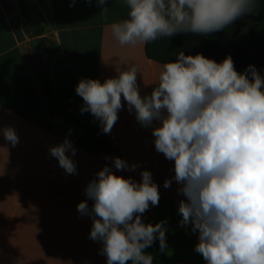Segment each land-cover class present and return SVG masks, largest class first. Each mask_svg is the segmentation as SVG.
I'll list each match as a JSON object with an SVG mask.
<instances>
[{
	"label": "clouds",
	"instance_id": "clouds-1",
	"mask_svg": "<svg viewBox=\"0 0 264 264\" xmlns=\"http://www.w3.org/2000/svg\"><path fill=\"white\" fill-rule=\"evenodd\" d=\"M91 4L92 0H85ZM105 13L108 0H96ZM127 18L110 25L120 45L150 43L162 37L191 33L208 36L246 16L257 14L259 0H124ZM75 4L71 0L70 6ZM174 61L162 65L158 83L141 95L134 64L116 66V75L82 78L75 91L105 134L123 108L135 110L136 120L152 127L155 150L174 161L181 227L198 232L195 251L206 264H264V77L249 65L237 72L230 55L223 61L197 53H171ZM13 147L19 137L11 126L2 129ZM60 167L76 174V149L67 138L49 149ZM70 153V155H69ZM116 170L135 171L119 157ZM141 181L115 174L108 165L85 189L94 203L81 201L77 210L93 219L89 238L100 241L107 264H153L145 249L159 240L166 248V224L141 219L158 206V185L148 170ZM166 179L164 187L170 188Z\"/></svg>",
	"mask_w": 264,
	"mask_h": 264
},
{
	"label": "crops",
	"instance_id": "crops-1",
	"mask_svg": "<svg viewBox=\"0 0 264 264\" xmlns=\"http://www.w3.org/2000/svg\"><path fill=\"white\" fill-rule=\"evenodd\" d=\"M32 2L36 9L31 21L39 19L40 31L35 32L21 17L22 42L15 38L0 2V264H107L106 256L100 254L101 242L89 238L92 217L77 210L81 201L92 207L85 189L105 165L136 182L141 181L140 172L148 170L158 185V206L141 216L145 224L167 221L165 250L160 251L159 240L145 249L153 256V264H206L195 251L198 232L180 225L179 202L186 197L173 179L174 161L155 150L152 127L158 122L143 127L122 97L124 106L112 128L118 138L114 157L138 165L130 171L116 170L105 150L61 115L47 116L36 72L35 61L41 59L34 57L30 45L34 37H46L56 45L50 50L44 40L48 49L42 59L53 53L48 69L57 98L84 123L95 121L91 126L100 134L99 121L90 112L80 111L84 101L75 88L82 78L103 82L116 75V66L134 64L142 96L158 83L163 64L146 56L145 44L120 45L111 34L110 25L127 18L124 0H108L106 13L96 0L91 4L75 0L73 6L71 0ZM7 126L19 137L14 147L3 138L2 129ZM65 138L76 149L72 157L76 174L66 173L49 152ZM166 179L172 180L170 188L164 187Z\"/></svg>",
	"mask_w": 264,
	"mask_h": 264
},
{
	"label": "trees",
	"instance_id": "trees-1",
	"mask_svg": "<svg viewBox=\"0 0 264 264\" xmlns=\"http://www.w3.org/2000/svg\"><path fill=\"white\" fill-rule=\"evenodd\" d=\"M11 29L17 41L22 42L25 36L22 30L21 17L29 20L33 15L36 5L32 0H0ZM41 16H38V18ZM39 20V19H38ZM228 27L224 31L209 34L208 36L194 35L191 33L178 34L173 37H162L154 42L145 44V54L151 60L164 64L174 61L175 55L183 51L185 55L200 53L205 57H214L216 62H221L230 55L237 72H244L249 65L255 66L256 70L264 77V0H259L257 14L249 15L245 26V32L239 41L229 38ZM240 27L232 33L237 35ZM40 34V33H36ZM50 50L56 45L48 38H43ZM36 72L41 85L42 97L47 108V116L61 115L64 120L83 130L105 151H109V145L104 137L91 125L84 123L69 111L55 95L50 78L49 69L43 68L44 59L36 60Z\"/></svg>",
	"mask_w": 264,
	"mask_h": 264
},
{
	"label": "rangeland",
	"instance_id": "rangeland-1",
	"mask_svg": "<svg viewBox=\"0 0 264 264\" xmlns=\"http://www.w3.org/2000/svg\"><path fill=\"white\" fill-rule=\"evenodd\" d=\"M248 20H249V16H246V17H244L243 19H241V20H237L236 22H234V24H232V25H230L229 27H228V33H229V38L231 39V40H234V41H239L240 40V38H241V36L243 35V33L245 32V26H246V23L248 22ZM29 21V24H30V27L32 28V29H34L35 28V30H37L38 29V27H37V25H36V23H38V19H34L33 17H32V21H31V18L28 20ZM238 27H240V29H241V31L237 34V35H234L233 33H232V31L234 30V29H236V28H238ZM40 30H37V31H35V32H39ZM52 55H53V53L51 52V53H48L47 54V57L45 58V60H44V66H43V68L46 70L47 68H48V66H49V61H50V59L52 58ZM31 58H30V61H31V63L34 65V61H35V59H34V57L33 56H30ZM210 59H214V57L212 56V57H209ZM56 115V118H59V117H61L59 114H55Z\"/></svg>",
	"mask_w": 264,
	"mask_h": 264
},
{
	"label": "built area",
	"instance_id": "built-area-1",
	"mask_svg": "<svg viewBox=\"0 0 264 264\" xmlns=\"http://www.w3.org/2000/svg\"><path fill=\"white\" fill-rule=\"evenodd\" d=\"M90 125H94L95 121L90 120L89 121ZM102 136L104 139L107 141L109 145V151H105V157L107 159H112L116 153L118 152V138L114 130L112 129L109 134L103 133L102 129H100ZM156 206H151L149 209L146 211L147 213H152L155 210Z\"/></svg>",
	"mask_w": 264,
	"mask_h": 264
},
{
	"label": "water",
	"instance_id": "water-1",
	"mask_svg": "<svg viewBox=\"0 0 264 264\" xmlns=\"http://www.w3.org/2000/svg\"><path fill=\"white\" fill-rule=\"evenodd\" d=\"M30 45L34 57L36 59H42L47 51V46L42 37H34L30 40Z\"/></svg>",
	"mask_w": 264,
	"mask_h": 264
}]
</instances>
